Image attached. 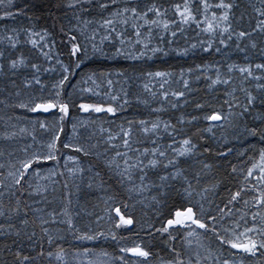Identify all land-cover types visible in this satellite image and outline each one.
I'll return each instance as SVG.
<instances>
[{
	"label": "snow or ice",
	"instance_id": "snow-or-ice-1",
	"mask_svg": "<svg viewBox=\"0 0 264 264\" xmlns=\"http://www.w3.org/2000/svg\"><path fill=\"white\" fill-rule=\"evenodd\" d=\"M239 8L237 0H0V264H264V0H247L237 18ZM21 18L31 23L17 26ZM193 26L196 42L186 35ZM181 38L185 46L174 47ZM233 47L243 63L215 59ZM257 49L254 63L248 53ZM197 51L213 59L178 72L140 66ZM94 56L132 61L116 74L128 87L116 92L108 78L101 96L103 73L93 72L73 99L71 78ZM84 93L101 99L80 102ZM74 108L107 117L100 139L62 141L70 119L73 137L78 125H96L72 117ZM130 109L119 124L111 119ZM40 113L51 122L29 118ZM98 193L105 215L85 213L95 224L128 228L130 207L153 210L160 226L146 231L168 238L167 256L135 243L96 259L84 247L69 260L73 241L108 238L81 228L72 207Z\"/></svg>",
	"mask_w": 264,
	"mask_h": 264
},
{
	"label": "trees",
	"instance_id": "trees-1",
	"mask_svg": "<svg viewBox=\"0 0 264 264\" xmlns=\"http://www.w3.org/2000/svg\"><path fill=\"white\" fill-rule=\"evenodd\" d=\"M163 4L165 6H170L173 3H177L181 0H162ZM240 4V8L236 10V16L237 18L239 17V13L240 11H242L245 8L246 3L243 2V0H240L238 2ZM31 22L28 20H25L23 18H21L19 21L16 22L17 26H27L29 25ZM1 26H3L2 24H0ZM12 22H9V27H12ZM247 26V25H245ZM42 27H44V22L41 21L40 23H38L36 25L37 30H40ZM63 51H67V49H61ZM21 51L24 52L25 55L31 57L32 53L29 51V46L27 47H23L21 49ZM18 54V53H16ZM250 59L255 63V62H261V57L259 54V50H255V51H249L248 53ZM243 55L242 54H238L237 59H242ZM219 56H216L215 59H219ZM213 59L212 57H207L206 54L203 53H196L194 55H190L189 57H176V55H169L166 58L163 57H158L157 60H155L154 62H149L147 61L146 63H142L140 66L145 67L148 70H167V71H174V72H178L181 68L187 69L188 67H192L196 64H201V63H208L209 60ZM132 61L129 60H125L123 58H118V59H105L104 57H95L92 58L91 60L87 61V66L86 67H82V69H77V75H74L71 78V83L72 85H77V88L73 89L72 86H68L66 91L68 93H73L72 98L73 99H79L81 97V93L79 92V85L77 84L78 81L81 80V78L83 76H85L86 74H91L93 72H95L98 76L103 73V76H100V78L98 79L99 82L106 88L107 85V79L111 78L113 80V86H112V90L114 89V91L119 92L120 89L122 87L127 88L128 85H126L124 83V78L123 77H119L116 74L122 71H125L126 69L130 71L129 66L132 64ZM111 73V77H108V74ZM92 85H84V87H91ZM103 87V88H104ZM175 87V85H174ZM200 87H203V84L200 85ZM104 88V89H105ZM105 90H108V88H106ZM133 91H138V89L135 87V85L132 86ZM80 102H96L95 99L93 97H89L86 94H82V99L80 100ZM143 112H146V109L141 108L140 109ZM192 109L189 108L188 111H191ZM136 111V109H130L129 113H124V114H118L117 117H113L111 119L115 120V124H119L121 122V120L124 119L125 116L129 115L130 113H134ZM72 117H78V118H82L83 115L81 113H79L75 108L72 109V113H71ZM87 119H92L95 118L96 119V125H88L89 126V130L86 131L89 135H91V133L95 132L96 136L93 138L92 142H95L96 140L100 139V132H99V127L102 123L103 120L107 119V117L103 114L100 117H96V115H88L86 116ZM29 118L30 119H39V120H45L48 119L49 122H51V115L50 116H42L41 114H29ZM167 117H165V119H167ZM72 120L70 119L67 123H66V128H65V133L67 132H71V137L74 140H79L80 142L82 141V136L85 133V130H80L78 126L77 127V136L73 137V132H72ZM71 125V126H70ZM21 126H24L23 124ZM105 127H107L108 125L105 124ZM113 127H115V125H113ZM79 129V130H78ZM225 135H227V133H223ZM66 135H62V137H65ZM219 136V135H217ZM229 139H231V137H228ZM38 140H39V136H38ZM87 140L83 143L87 144ZM253 143H255V141H253ZM22 146V145H21ZM2 147H7L6 142H2L0 141V148ZM69 153L73 156H76L77 154L72 152L70 149H68ZM17 157H22V153H17L16 154ZM13 161H15L16 157L12 158ZM91 159V158H88ZM7 161V157L4 158L3 161L0 162H6ZM83 162V160H82ZM100 194H96L93 197L90 198V202L85 204L84 201L80 202V205L77 206L76 203L74 202L72 207L74 212L75 211H80V216L77 218V224L81 227L84 228L87 225H91L93 229L95 230H99L102 232H105V235L108 237L107 239H99L96 241H73V243L75 244V247H72L69 249V260H74V258L72 257L71 253L75 252V251H83L84 247H88L90 249L93 250V252L96 254L93 257H87L85 259H96L101 257V253L107 252L110 255H116V254H120L123 255L121 253H119V246H132L135 243H141V244H146L147 246L151 247L152 250L154 252L159 253L161 256H167V251L166 248L167 246H169L167 244V240L168 238L166 236L161 237L159 233L156 234V238L152 239L149 235L148 232L146 231V229H148L149 227H151V225L155 224L156 227H159V223L156 219V215L154 213L153 210H149L146 207H142L139 204H136L135 208H129L127 210V213L129 215H131L134 219V227L132 229H127V228H120V229H116L114 228L113 224L111 222H109L107 220V218H105L104 220H102L100 222L99 225L95 224L93 222L94 220V216H89L86 215V212H92V213H98L100 215H105L104 212V204L97 198ZM130 203H135V201H132ZM98 204L99 207H93V205ZM122 211H124L122 209ZM113 217L114 214L112 213ZM143 226V228L145 229V231H141V227ZM108 229H112V231L116 232L117 234V239L119 241V245L117 244V241H113L108 233ZM154 231V229H153ZM121 237H123V239H120ZM183 238L182 237H178L177 241H175L177 248L180 247V243L181 240ZM67 240L68 241H72V236L68 235L67 236ZM65 247H68V244H65ZM75 264V261H74Z\"/></svg>",
	"mask_w": 264,
	"mask_h": 264
},
{
	"label": "rangeland",
	"instance_id": "rangeland-1",
	"mask_svg": "<svg viewBox=\"0 0 264 264\" xmlns=\"http://www.w3.org/2000/svg\"><path fill=\"white\" fill-rule=\"evenodd\" d=\"M240 0H237V2H239ZM182 2V0L181 1H179V2H177V3H181ZM243 2H247V0H243ZM167 7V6H166ZM171 14V13H170ZM3 28V26H1L0 25V29H2ZM186 35L188 36V39H189V41H191V42H196L195 41V36H196V33H195V31H194V26H193V29H189L188 31H187V33H186ZM185 43H186V41L183 39V38H181L180 39V42H179V45H174V47H179V48H182L183 46H185ZM28 45H25L24 47H27ZM30 47V46H29ZM104 48H105V51H110V49H109V47H108V45L106 44L105 46H104ZM91 51V50H90ZM199 51H197V53H198ZM60 53H61V56L62 57H65V54H66V52L65 51H63V50H60ZM238 52L235 50V48L233 47V48H231V49H229V50H227V54L226 55H220L219 57V59L220 60H228V62H237V63H243L244 61H243V57H242V59H237V56H238ZM241 54V53H240ZM169 55H175L174 53H170ZM168 55V56H169ZM243 55V54H242ZM167 56V57H168ZM95 57H102V56H94V57H92V58H95ZM160 57H163V56H160ZM189 57V56H188ZM229 57H230V59H229ZM163 58H166V57H163ZM110 59H113V58H110ZM116 59H118V58H116ZM155 60H157V58H154L153 60H150L149 62H154ZM97 84L99 85V87L98 88H96V90L97 91H100L101 92V96H104V92L106 91L105 89L106 88H108V86L105 88L100 82H99V80H97ZM91 87H96L95 85H92ZM105 89H104V88ZM114 90V89H113ZM84 94H86V95H88L89 97H93L94 99H95V101L96 102H99L100 101V99H101V97H96V96H91V94H89V93H84ZM104 99L106 100L107 99V97H104ZM80 119H85L86 121L88 120L87 119V117L86 116H83L82 118H80ZM72 122H74L73 120H72ZM88 125H90V124H88ZM87 125V127H84V126H80V125H78V126H80L79 127V129L80 130H85V133H84V135L82 136V141L83 142H85L86 140H87V137L89 136V134L86 132V131H88L89 130V126ZM71 126V125H70ZM78 129V130H79ZM222 133L220 132V131H218L217 132V135H221ZM71 132L69 131V132H67L66 133V136L64 137V140L66 139V138H70L71 137ZM64 151H68V149H64ZM68 155H71L70 153L68 154ZM63 164V161H61V165ZM47 166V165H46ZM44 169H45V171H46V169H47V167H44ZM60 170H62V171H66L65 169H63V167H61V169ZM41 183H43V181H41ZM78 220V219H77ZM99 258H102V257H99Z\"/></svg>",
	"mask_w": 264,
	"mask_h": 264
},
{
	"label": "bare ground",
	"instance_id": "bare-ground-1",
	"mask_svg": "<svg viewBox=\"0 0 264 264\" xmlns=\"http://www.w3.org/2000/svg\"><path fill=\"white\" fill-rule=\"evenodd\" d=\"M159 2H163L162 0H159ZM176 57H179V56H176ZM83 116H88V115H90V114H87V113H81ZM42 115V114H41ZM51 115V114H50ZM50 115H47V116H50ZM92 115V114H91ZM93 115H96V117H100L101 115H103V114H93ZM42 116H46V115H42ZM165 117H167V115H165L164 116V118ZM61 139H62V141L64 140V137H61ZM66 154H69V151H64ZM44 167H48V166H44ZM113 214H114V212H113ZM114 216H115V214H114ZM118 219V218H117ZM135 224V223H134ZM125 229V228H124ZM127 229H129V228H127Z\"/></svg>",
	"mask_w": 264,
	"mask_h": 264
},
{
	"label": "water",
	"instance_id": "water-1",
	"mask_svg": "<svg viewBox=\"0 0 264 264\" xmlns=\"http://www.w3.org/2000/svg\"><path fill=\"white\" fill-rule=\"evenodd\" d=\"M40 114H42V115H50V114H44V113H40ZM115 214V213H114ZM134 227V224L132 225V226H130V227H128L129 229H132Z\"/></svg>",
	"mask_w": 264,
	"mask_h": 264
}]
</instances>
